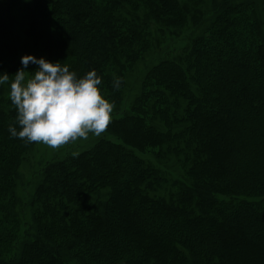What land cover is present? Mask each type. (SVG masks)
<instances>
[{
  "label": "trees",
  "instance_id": "trees-1",
  "mask_svg": "<svg viewBox=\"0 0 264 264\" xmlns=\"http://www.w3.org/2000/svg\"><path fill=\"white\" fill-rule=\"evenodd\" d=\"M25 54L95 69L115 108L23 198L0 85V264H264V0H0L10 81Z\"/></svg>",
  "mask_w": 264,
  "mask_h": 264
},
{
  "label": "clouds",
  "instance_id": "clouds-1",
  "mask_svg": "<svg viewBox=\"0 0 264 264\" xmlns=\"http://www.w3.org/2000/svg\"><path fill=\"white\" fill-rule=\"evenodd\" d=\"M30 63L38 67L28 71ZM21 64L11 81L12 75L0 72V85L10 82L8 95L18 113L19 129L12 124L8 128L12 137L58 149L86 140L90 134L100 137L106 132L115 103L102 94V78L95 69L78 76L60 61L33 54L23 55ZM121 83V77H114L115 89Z\"/></svg>",
  "mask_w": 264,
  "mask_h": 264
},
{
  "label": "rangeland",
  "instance_id": "rangeland-1",
  "mask_svg": "<svg viewBox=\"0 0 264 264\" xmlns=\"http://www.w3.org/2000/svg\"><path fill=\"white\" fill-rule=\"evenodd\" d=\"M209 1V0H206ZM20 30H14L13 34H16L18 42H20L21 37L18 35ZM181 45V44H179ZM137 73H132L128 79V87L126 94L128 96V100H131L135 93L137 92V84L135 85L136 75ZM102 137H106L105 132L100 136L96 137L94 135H89V138L86 140L78 139L74 142V144L68 146L64 145L58 149H52L49 146L43 144L42 142H34L32 148L28 152V156L22 162L20 166V190L19 193L23 198L29 196L34 189V177L36 176V172L49 160L53 158H59L69 153L80 152L89 147H91L97 140ZM33 183V184H32ZM29 215V211L27 210V218Z\"/></svg>",
  "mask_w": 264,
  "mask_h": 264
}]
</instances>
